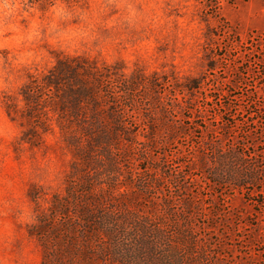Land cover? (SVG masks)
Instances as JSON below:
<instances>
[{
  "label": "rangeland",
  "instance_id": "rangeland-1",
  "mask_svg": "<svg viewBox=\"0 0 264 264\" xmlns=\"http://www.w3.org/2000/svg\"><path fill=\"white\" fill-rule=\"evenodd\" d=\"M58 54L123 62L154 81L139 92L159 118L176 106L166 119L176 139L141 161L143 177L156 180L130 214L132 252L117 264H264V0H0V264L42 263L31 194L46 207L71 168L58 131L22 140L21 87ZM188 78L201 88L178 105L163 79ZM220 146L244 152L243 165L259 172L245 171L244 186L212 184L197 155L211 160ZM147 227L160 236L156 249L142 237Z\"/></svg>",
  "mask_w": 264,
  "mask_h": 264
},
{
  "label": "trees",
  "instance_id": "trees-1",
  "mask_svg": "<svg viewBox=\"0 0 264 264\" xmlns=\"http://www.w3.org/2000/svg\"><path fill=\"white\" fill-rule=\"evenodd\" d=\"M124 68L123 62L99 64L88 56L58 54L48 70L31 73L21 87L22 116L29 123L22 140L36 144L43 134L58 131L73 156L63 192L54 193L46 207L36 189L31 194L37 215L29 231L43 246L41 264H117L132 252L130 214L139 212L142 195L156 180L143 177L149 169L141 161L159 140L171 142L179 132L167 121L175 104L166 106L159 118L147 107L148 93L139 92L141 85L154 81ZM170 83L163 79L162 84L173 85L178 105L189 102L193 92L188 91L201 88L197 78ZM147 112L156 117H146ZM175 117L174 122L185 119ZM231 151L220 146L211 160L208 152L197 155L211 183L244 186L249 178L245 171L259 172L243 165L244 152ZM260 172L264 175V166ZM184 203L191 205L186 199ZM141 232L148 235L149 248H158L155 230Z\"/></svg>",
  "mask_w": 264,
  "mask_h": 264
}]
</instances>
